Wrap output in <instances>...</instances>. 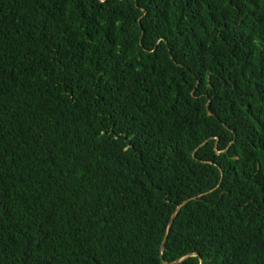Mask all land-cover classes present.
Segmentation results:
<instances>
[{
    "label": "trees",
    "instance_id": "trees-1",
    "mask_svg": "<svg viewBox=\"0 0 264 264\" xmlns=\"http://www.w3.org/2000/svg\"><path fill=\"white\" fill-rule=\"evenodd\" d=\"M199 262L264 264V0H0V264Z\"/></svg>",
    "mask_w": 264,
    "mask_h": 264
},
{
    "label": "water",
    "instance_id": "water-1",
    "mask_svg": "<svg viewBox=\"0 0 264 264\" xmlns=\"http://www.w3.org/2000/svg\"><path fill=\"white\" fill-rule=\"evenodd\" d=\"M188 200H189V199H185V200H183L180 204H178V205L175 207L174 213H173V215L171 216V219H170V221H169V223H168V227H170V225H171V223H172L173 216L175 215V213H176V212L179 210V208H180L183 204H185ZM165 240H166V234H165L164 237H163V240H162V243H161V248H163L164 243H165ZM200 262H201V261H200ZM200 262H199V264H201Z\"/></svg>",
    "mask_w": 264,
    "mask_h": 264
}]
</instances>
